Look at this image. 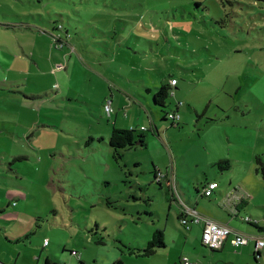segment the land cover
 Masks as SVG:
<instances>
[{
  "label": "rangeland",
  "instance_id": "rangeland-1",
  "mask_svg": "<svg viewBox=\"0 0 264 264\" xmlns=\"http://www.w3.org/2000/svg\"><path fill=\"white\" fill-rule=\"evenodd\" d=\"M172 78L167 106L155 104ZM0 81H11L0 89V264H107L101 239L115 264H264L254 239L264 240V0H0ZM153 117L160 136L136 154L110 147L114 125L138 130ZM221 153L231 164L216 177L223 197L200 196L195 211L251 239L214 252L155 171L177 165L201 192ZM232 196L247 205L230 210ZM157 230L165 248L132 250Z\"/></svg>",
  "mask_w": 264,
  "mask_h": 264
},
{
  "label": "crops",
  "instance_id": "crops-1",
  "mask_svg": "<svg viewBox=\"0 0 264 264\" xmlns=\"http://www.w3.org/2000/svg\"><path fill=\"white\" fill-rule=\"evenodd\" d=\"M136 26L138 27L137 22H136ZM5 28H7V27L5 26ZM22 30H25L27 32L29 29L26 28V29H22ZM14 31L16 32L18 30L16 29ZM30 31H33V30H30ZM74 49L76 50V48H74ZM170 80L166 84H170ZM8 82H11V81H0V89L6 88V85H7ZM14 82H18V81H14ZM162 84H165V83H162ZM179 84H180V82H178V84L176 86H174L173 89L174 88H177L179 86ZM15 91L16 92H14V93H19L20 92L19 90H15ZM149 92H152V91H149ZM157 92H158V90H157ZM33 97H35V96L33 95ZM106 105H108V104H106ZM149 124H150V127H148L146 125H141L140 128L145 127V128H147V132L152 133L153 135L155 134L157 136H160V130L161 129L155 123V118L154 117L152 118V121L149 122ZM114 128L115 129H118L117 126L114 125V127L110 131L111 134H112ZM147 132L146 133H140L141 136L143 137L144 145L143 146H140V144H138L134 148L127 149L126 152H125L126 155H130V156L131 155H134V154H136V152H138V149H136V148H138V147H141L142 148V147L146 146V144H147V135L149 134ZM134 150L136 152H134ZM22 156H27V154L26 155L23 154ZM222 156H226V154L221 153V157H219V158H224ZM225 160H226L225 158L224 159H218V158H213L211 156L209 157L208 164L206 165L205 170L202 172L203 177L201 178V182H200V186H201V190H202L201 192H199L198 189H195L194 188V183H193V180L192 179H186V178L180 177V174H179L177 165H176L175 168L173 167L172 170H170V168L168 167L165 174H163V172H161V170L159 169L160 173L162 174L161 184H159V186H160L159 191L161 193H163L164 197L166 196V200L167 201L168 200H172V202H174L176 205H178L179 208H180V210H181V207L184 208V210L187 207V208H190L191 210H194L195 211L197 209L196 208V206H197V203L196 202L198 201L197 199L200 196L201 197H205V196H203L204 195L203 192H204L205 187L208 185V183H210V182H217V183H219V181L216 179V177L224 176L225 175V173H221L216 168V164L217 163L223 162ZM203 163L204 162H201L200 164H203ZM135 165H136V167L137 166L140 167L141 166V162L140 163H135ZM208 170L211 171V175L212 176L211 175L209 176V171ZM197 181L199 182L198 179H197ZM109 183H111V182H109ZM138 186H143V184H138ZM219 189H220V184H219L218 189L215 191V193L218 192L219 195L221 197H223V192H220ZM215 193L213 194V196L215 195ZM213 196L209 198L210 201H215L216 200V198L213 197ZM228 202L230 203L229 206H228L230 210L233 209V206H234V208L236 210H241L240 209L241 207L239 206L240 205L239 204L240 202L243 203V206L244 207L247 205V202L244 199L236 198V197H233V196L231 197V199H228ZM1 210L2 209H0V212H1ZM181 212H182V210H181ZM127 215H128L127 212H125L124 215H123V221L125 223H127V221H126L128 219L127 218ZM217 223H219V222H217ZM248 224H250V223H248ZM252 224H254V223H252ZM221 225H224V224H221ZM203 229L204 228L202 226V230ZM123 230L125 231L124 227L121 229V231H123ZM232 232H236V231L235 230H232ZM122 233H124V232H122ZM232 238H233V235H231L227 239V241L223 245V248L220 251H223L224 250V248H225V246H226L227 243H230V245H231V242L230 241H231ZM150 240L151 239H149L147 241H143L144 245H140L137 248H140V249L145 248V246L147 245V243ZM138 243H140V242H138ZM95 244L98 245L97 243H95ZM98 246L102 247V250H100V252H103L102 255L99 254L98 256H101L102 258H104L107 261V264H115L117 262V260H118L117 258H119L120 255L117 252V249L110 247V243H107L106 245H98ZM45 247H47V246H45ZM88 258L90 259L91 256L88 255L87 253H85V258L84 259L87 260V261H90ZM225 264H227V263H225Z\"/></svg>",
  "mask_w": 264,
  "mask_h": 264
},
{
  "label": "trees",
  "instance_id": "trees-1",
  "mask_svg": "<svg viewBox=\"0 0 264 264\" xmlns=\"http://www.w3.org/2000/svg\"><path fill=\"white\" fill-rule=\"evenodd\" d=\"M138 27L136 26V28L138 29L137 31H140L139 29H142L141 27V23L144 26V19L142 17H138ZM21 24V23H20ZM136 24V23H135ZM24 25L27 29H38L39 31H41L44 34H48L53 36V38L55 39V43L57 45V48L62 49V48H67L68 46H70L65 40H63L61 38V35H56L54 33H49L47 32V30L42 29V28H33V25H29L27 23L21 24ZM55 30H63V28L60 27H56ZM150 31V28L148 29ZM134 32V31H133ZM118 44H121L120 41L117 42ZM171 80H176V82L178 83V80L175 78H172ZM170 80V81H171ZM173 85L170 84H163L160 89H158V92L154 94V102L155 104L159 105V106H163L166 107V100L169 98L170 92L173 89ZM13 92H16L15 90H13ZM147 131H142L141 129L139 130H135V129H113V132L111 134V137L109 139V145L112 149H115L116 151H122V153L124 154L126 152L127 149L130 148H134L136 147L138 144H140V146L144 145V141H143V137L141 136L140 133H146ZM149 133V132H147ZM91 140H93L91 138ZM104 142V139H101ZM104 145H106L105 143H103ZM27 160V158L25 157H16L15 161H25ZM256 166H257V172L262 174V177L264 178V161L262 159V157H257L256 158ZM231 167V164L229 161H223V162H219L216 164V168L221 172V173H225L226 171H228V169ZM156 170V169H155ZM155 179L157 184H161V179H162V174L160 173L159 170L155 171ZM165 178V177H164ZM13 206H16V204L14 203ZM181 214H180V219H184L185 215H184V208L181 207ZM2 212V210H1ZM189 224V223H188ZM251 225L255 226L256 228H258L259 230H263L262 228H260L258 226V223H250ZM105 229H107L106 227H104ZM164 231L162 230H157L154 234L152 239L147 243V245L145 246V248H137V249H132L133 251H137L139 253H141V255H144L145 257L147 256H152L154 254H156V251L158 249H163L166 247V243L164 241ZM98 245H106L108 242L102 241V239L100 241L97 242ZM203 243V242H202ZM223 248V247H222ZM214 252H218L220 250H213ZM131 253H135V252H131ZM72 255H77V253L75 251H72ZM256 255L258 257H261V253H256ZM81 258V257H79ZM82 260V259H81ZM45 264H56V263H52L49 259L46 260ZM228 264V263H227Z\"/></svg>",
  "mask_w": 264,
  "mask_h": 264
},
{
  "label": "built area",
  "instance_id": "built-area-1",
  "mask_svg": "<svg viewBox=\"0 0 264 264\" xmlns=\"http://www.w3.org/2000/svg\"><path fill=\"white\" fill-rule=\"evenodd\" d=\"M170 83L173 86H176L178 83L176 80H171ZM106 112L109 114L111 113V107L110 105H106ZM172 119H175L176 117L174 115H170ZM142 131H147V128L142 127ZM162 177V176H161ZM219 184L217 182H210L204 189V196L207 198H210L213 196L215 191L218 189ZM185 218L182 219L183 225H188V217H191V220L193 223H203V234H202V242L205 246L209 247L211 250H221L224 243L227 241V239L233 235V238L231 239V245L235 248H241L243 246H246L249 241L250 237L240 234L238 232H232L230 228H228L225 225H221L213 220L205 219L204 217L200 216L196 211L191 210L190 208H187L184 210ZM245 222L247 223H257L252 221L250 218H245ZM256 240L255 244V250L259 253L262 249H264V240L261 238H254ZM49 240L46 239L44 242L45 246H48ZM181 264H197L188 258H182L180 261Z\"/></svg>",
  "mask_w": 264,
  "mask_h": 264
}]
</instances>
